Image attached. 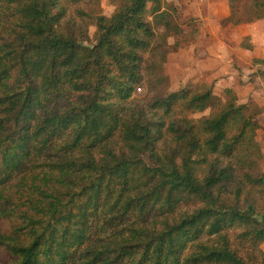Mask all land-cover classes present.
Returning a JSON list of instances; mask_svg holds the SVG:
<instances>
[{
	"label": "trees",
	"instance_id": "obj_1",
	"mask_svg": "<svg viewBox=\"0 0 264 264\" xmlns=\"http://www.w3.org/2000/svg\"><path fill=\"white\" fill-rule=\"evenodd\" d=\"M99 3L0 0V264H264L263 109L172 86L197 17Z\"/></svg>",
	"mask_w": 264,
	"mask_h": 264
},
{
	"label": "crops",
	"instance_id": "obj_2",
	"mask_svg": "<svg viewBox=\"0 0 264 264\" xmlns=\"http://www.w3.org/2000/svg\"><path fill=\"white\" fill-rule=\"evenodd\" d=\"M169 1L179 8L181 23L193 16L203 20L197 39L188 47L180 48L169 54L166 71L171 80L174 77L177 80L178 77H184V81L205 82L208 85L215 84V86L216 81H219V84H227L231 88L235 83L230 81L234 79L233 75L240 72V67H245V64L241 63V61L245 62V59H241L242 57L246 58L250 55L251 61L256 57L264 59L263 52L259 51L256 54V50L254 51L258 45L256 41L253 42L251 48L242 46L246 35H251L254 39L258 32H263L264 19L253 23L222 25V21L230 15L228 0H221L219 6L216 5L215 0ZM182 17L184 20L181 19ZM246 64L248 69L253 68V64ZM209 77H212V80ZM228 86L224 87L228 88ZM260 123L262 129V122Z\"/></svg>",
	"mask_w": 264,
	"mask_h": 264
},
{
	"label": "rangeland",
	"instance_id": "obj_3",
	"mask_svg": "<svg viewBox=\"0 0 264 264\" xmlns=\"http://www.w3.org/2000/svg\"><path fill=\"white\" fill-rule=\"evenodd\" d=\"M230 1L231 0H228V2H230ZM215 2L217 3L216 5L219 6V3L221 2V0H215ZM233 3L235 5L238 17L240 16L243 18V17H246L249 15L247 13L248 12L247 7L249 5H251L252 0H233ZM99 5H100L102 13L107 15V16L111 15L115 10V6L111 3V0H100ZM181 19L184 20V17H182ZM197 20L199 23H201L203 21L200 18H197ZM242 24H244V23H242ZM95 30H96L95 26H92L90 28V32L92 35L94 34ZM178 40H180L182 43L184 41H187L186 39H183L180 37L179 38L173 37L170 39V42L173 45ZM255 41L258 43L257 48L254 47L255 48L254 51L256 50V54L259 51L264 53V30H263V32L262 31L258 32V35L255 36L254 39L251 35H246L243 38L242 44L244 43L246 46L252 47L253 42H255ZM192 42H194V40L185 42V45H183L185 47H183V48L188 47ZM249 57H251V56L247 55L246 58H244V57L241 58V59H245V62L241 61V63L243 65L245 64V67H240V72L237 71L238 73H235L234 74L235 76L233 75L234 79H232V80L229 79V80L235 82V83H233L234 86H231V89L234 91V94L238 97V101L240 103L249 102V103H252L253 105L255 104V105H258L260 107L262 106L261 108L263 109V111L259 115V119L262 122V129L260 130V140H261L263 152H264V73L261 72L262 70H264V59L262 57H260V58L256 57L253 61H251ZM177 58H176V60H177ZM176 60H175V62H176ZM246 63H248L249 65L253 64V68L251 70L248 69V65ZM178 78L179 79L177 80V78L174 77L171 80L172 86L174 88L178 87L179 85H181L183 83L192 82V81H184V77L183 78L178 77ZM186 78H188V77H186ZM209 78H210V80H212V77H209ZM192 83L197 84V85L198 84H206L205 82H201V83L192 82ZM224 86H228V85L227 84H219V81H216V93H218V95L221 93L223 98L226 99V95L224 94V89H225ZM228 88H230V87L228 86ZM261 164H262V168L264 169V159L262 160ZM12 226H13L12 221L7 220V219H0V231H9L12 228ZM262 248L264 249V244L262 245Z\"/></svg>",
	"mask_w": 264,
	"mask_h": 264
}]
</instances>
